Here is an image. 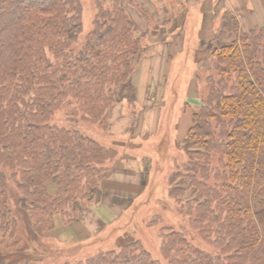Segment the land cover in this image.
Listing matches in <instances>:
<instances>
[{
    "label": "trees",
    "instance_id": "1",
    "mask_svg": "<svg viewBox=\"0 0 264 264\" xmlns=\"http://www.w3.org/2000/svg\"><path fill=\"white\" fill-rule=\"evenodd\" d=\"M96 3L93 28L77 48L80 0H0L2 235L17 226L6 180L43 235L58 218H79L75 204L97 199L118 158L114 147L52 123L65 111L72 123L107 128L116 90L138 64L142 37L128 9L121 0ZM223 20L221 31L234 40L209 55L218 77L207 76L181 145L187 159L168 180L199 244L167 226L160 258L136 239L75 264H264V26L245 31L235 14ZM54 177L52 197L47 184Z\"/></svg>",
    "mask_w": 264,
    "mask_h": 264
},
{
    "label": "rangeland",
    "instance_id": "2",
    "mask_svg": "<svg viewBox=\"0 0 264 264\" xmlns=\"http://www.w3.org/2000/svg\"><path fill=\"white\" fill-rule=\"evenodd\" d=\"M121 1L142 37L141 54L130 81L116 90L119 101L109 114L107 128L72 123L65 111L57 112L52 123L76 127L114 147L118 158L111 163V172L117 162L130 171L111 181L110 174L95 201L75 204L78 219L68 223L58 218L43 235L34 231L19 202L20 193L6 180L17 226L6 235L0 233V264H75L136 239L154 258H160V230L167 226L182 231L196 245L200 242L186 223L183 204L170 197L168 180L187 159L181 145L193 126V111L207 93V76L218 77L217 61L209 60V55L215 46L234 40L233 32L221 31L223 19L234 15V9L229 0H210L209 6H188L185 0L180 5L175 0ZM251 1L243 15L235 13L245 31L264 23ZM80 3L82 32L77 48L85 42L98 13L96 0ZM257 17L259 21L254 22ZM57 186V177L49 180L52 197Z\"/></svg>",
    "mask_w": 264,
    "mask_h": 264
},
{
    "label": "crops",
    "instance_id": "3",
    "mask_svg": "<svg viewBox=\"0 0 264 264\" xmlns=\"http://www.w3.org/2000/svg\"><path fill=\"white\" fill-rule=\"evenodd\" d=\"M177 3H178V5H180V3L179 2H183L184 0H175ZM230 2H229V4H230V6L234 9V14L236 13V14H238V15H243L244 14V10H246L247 9V6H249V2L251 1V0H229ZM252 3H253V5L255 6V12H259V13H261L260 14V16L259 17H261L262 19H261V22H264V0H253V1H251ZM185 4H188V6H192L193 4H198V5H207V6H209V4H210V0H200V2L199 1H197V0H185V2H184ZM191 3V4H190ZM248 4V5H247ZM171 7H172V5H171ZM246 8V9H245ZM253 9H249V11H252ZM254 11V10H253ZM252 11V12H253ZM252 12H249L248 14H251ZM162 15H166L165 13H162ZM259 21V18L257 17V19H255L254 20V22H258ZM253 22V21H252ZM241 25V24H240ZM264 26V23L263 24H261V25H257V26H255V27H253V28H257V27H263ZM253 28H251V29H253ZM250 29V30H251ZM247 31V30H246ZM140 128V126H138V129ZM120 169V170H119ZM120 171H122V172H120ZM128 171H130V168L129 167H127V166H125V168H124V164L123 163H119V162H117L116 163V165H115V169H114V171H110L109 173H108V175L106 176V178H105V180H104V182H103V186L102 187H104V185H105V183H107L108 181H109V176H110V174H112L111 175V177H110V181H111V179H113L115 176H121V175H125L126 173H128ZM93 219V218H92Z\"/></svg>",
    "mask_w": 264,
    "mask_h": 264
}]
</instances>
